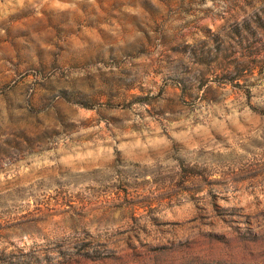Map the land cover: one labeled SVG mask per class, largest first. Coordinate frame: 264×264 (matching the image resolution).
Returning a JSON list of instances; mask_svg holds the SVG:
<instances>
[{"label":"rangeland","instance_id":"rangeland-1","mask_svg":"<svg viewBox=\"0 0 264 264\" xmlns=\"http://www.w3.org/2000/svg\"><path fill=\"white\" fill-rule=\"evenodd\" d=\"M0 264H264V0H0Z\"/></svg>","mask_w":264,"mask_h":264},{"label":"trees","instance_id":"trees-1","mask_svg":"<svg viewBox=\"0 0 264 264\" xmlns=\"http://www.w3.org/2000/svg\"><path fill=\"white\" fill-rule=\"evenodd\" d=\"M88 107V106H87Z\"/></svg>","mask_w":264,"mask_h":264}]
</instances>
